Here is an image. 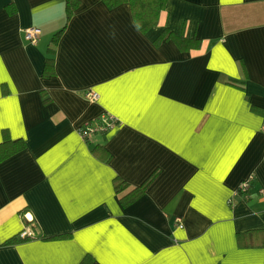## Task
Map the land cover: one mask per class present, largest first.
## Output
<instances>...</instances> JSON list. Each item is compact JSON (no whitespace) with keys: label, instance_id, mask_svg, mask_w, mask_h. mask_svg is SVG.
Masks as SVG:
<instances>
[{"label":"crops","instance_id":"1","mask_svg":"<svg viewBox=\"0 0 264 264\" xmlns=\"http://www.w3.org/2000/svg\"><path fill=\"white\" fill-rule=\"evenodd\" d=\"M164 27L205 47L156 42ZM105 112L117 123L84 139ZM4 130L26 145L0 161V264H264V0H167L146 31L128 2L79 0L67 18L66 0H0ZM153 170L123 205L114 177Z\"/></svg>","mask_w":264,"mask_h":264},{"label":"trees","instance_id":"2","mask_svg":"<svg viewBox=\"0 0 264 264\" xmlns=\"http://www.w3.org/2000/svg\"><path fill=\"white\" fill-rule=\"evenodd\" d=\"M108 6H116L122 2H128L132 11V15L135 23L141 31H146L150 27L157 24H164L166 20V1L167 0H104ZM79 0H66V16L69 18L73 13L74 9L78 6ZM10 11L14 9L9 7ZM62 29L56 31L51 39L52 43L55 45L57 37L59 36ZM163 37H172L178 47L181 49H189L193 51H201L205 47V40L196 36H187L184 33H175L169 28L164 27L162 32L155 39L156 42L161 40ZM49 52L54 53V46L49 47ZM54 58L52 56L47 57L43 73L46 75L54 73ZM228 83L234 84L236 86L242 87L240 82L236 79H227ZM255 110L263 111L258 106H252ZM26 142L23 138H12L6 130L3 131V137L0 141V161L7 158L8 156L16 153L17 151L24 148ZM92 151L100 155L103 160H108L111 156L110 152L101 144H97L92 148ZM157 174V170H153L141 183L131 186L125 179L120 176H116L113 179L114 187L116 192L120 194V200L123 205L136 199L138 196L144 193L147 185L151 182L154 176ZM253 186V181L250 178L249 186L247 190H238L239 195L247 197L250 195L251 188ZM29 237L26 235L24 237L20 236V233L9 237L4 240L2 244L15 242L21 239ZM240 238V235H238Z\"/></svg>","mask_w":264,"mask_h":264},{"label":"built area","instance_id":"3","mask_svg":"<svg viewBox=\"0 0 264 264\" xmlns=\"http://www.w3.org/2000/svg\"><path fill=\"white\" fill-rule=\"evenodd\" d=\"M39 32H40L39 28L36 26H28L24 29L25 38L31 42H36L38 40ZM85 96L88 97L89 99H97L98 92L89 89L86 90ZM117 121L118 119L115 115H113L110 112H105L94 121L81 125L78 130L80 135L84 139H86L93 133L108 131L112 126H114L117 123ZM249 182L250 179L241 181L237 187L236 193H238V190L245 192L249 186ZM179 225H181V223H179ZM26 235H29L28 230H26V228L22 229L20 231V236L24 237Z\"/></svg>","mask_w":264,"mask_h":264},{"label":"rangeland","instance_id":"4","mask_svg":"<svg viewBox=\"0 0 264 264\" xmlns=\"http://www.w3.org/2000/svg\"><path fill=\"white\" fill-rule=\"evenodd\" d=\"M19 233H20V231H19ZM21 237H23V236H21Z\"/></svg>","mask_w":264,"mask_h":264}]
</instances>
